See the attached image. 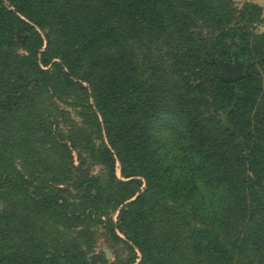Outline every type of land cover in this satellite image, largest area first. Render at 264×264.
<instances>
[{
    "label": "trees",
    "instance_id": "obj_1",
    "mask_svg": "<svg viewBox=\"0 0 264 264\" xmlns=\"http://www.w3.org/2000/svg\"><path fill=\"white\" fill-rule=\"evenodd\" d=\"M46 1L52 12L44 10ZM57 2L0 0V108L12 106L30 88L18 85L16 74L3 78L2 71L11 64L1 53L5 49L25 50L28 55L18 64L48 88L59 90L64 83L54 82L52 67L63 78L77 76L78 82H87L109 145L94 147L91 153L114 174L116 157L122 178L146 183L145 193L138 188L120 201L121 233L146 258L150 245L141 237V230L149 227L145 214L161 213L185 228L198 255L233 264L245 246L230 240L229 226L246 216L255 222L264 206L258 197L264 188V117L255 114L263 91L264 32L258 31L264 26L262 8L232 0H69L64 9ZM46 26L58 30V44L48 38L41 52L44 40L36 27ZM142 35L168 36L172 68L182 85L175 94L165 95L169 85L162 68H152L142 78L136 73V51L130 45ZM231 46L239 48L249 73L227 83L214 60L227 61ZM107 48L115 55H99ZM92 128L101 134L100 125ZM3 175L0 186L27 184ZM232 212L240 215L232 217ZM16 224V229L0 231V244L6 247L0 264H46L59 257L68 264H87L81 256L68 250L63 255L35 238L24 239L30 244L28 253L11 248V234L29 235L25 222ZM257 231L256 240L264 243L262 229Z\"/></svg>",
    "mask_w": 264,
    "mask_h": 264
},
{
    "label": "rangeland",
    "instance_id": "obj_2",
    "mask_svg": "<svg viewBox=\"0 0 264 264\" xmlns=\"http://www.w3.org/2000/svg\"><path fill=\"white\" fill-rule=\"evenodd\" d=\"M57 4L64 9L69 0H58ZM43 5L45 11L52 12L49 6H45L47 1ZM36 30L44 40L41 52L46 51L48 38L54 45L58 44L57 29L46 26L36 27ZM258 31L264 32V26H260ZM150 36L142 35L130 45L136 51V73L142 78L144 74H150L152 68H162L163 72H158L169 85L165 95L175 94L182 85L172 68L168 36ZM209 37L211 40L212 36ZM26 38L22 39L21 45ZM174 42L180 45V41L174 39ZM236 52L239 53V48L231 46L227 61L214 60L221 70L222 79L224 70L221 63H234ZM1 53L7 54L11 61L6 71H2L3 78L9 79L16 74L18 85L25 86V90L30 87L27 95L18 96L20 100L14 101L12 106L0 108V175L8 174L19 181H27L25 186L13 183L12 186L11 183L0 186V231L16 229L18 220L28 227V236L19 238L11 234L8 244L11 248L19 246L21 253H28L30 244H25L24 239L30 237L48 249H59L63 255V251L68 250L81 256L87 264H217L194 251L181 224L167 219L164 214L153 216L151 212L145 214L149 227L141 230L142 239L150 245L147 257L143 258L140 250L118 229V216L122 208L120 201L138 188L145 193L146 183L142 178H122L116 157L114 174L91 153L94 147L109 145L90 85L78 82L77 76L63 78L60 69L50 67L54 82L64 83L59 85V90L48 88L36 83L32 74L23 69L25 66L18 64L22 57L28 55L25 50L5 49ZM101 53L112 57L115 50L107 48L99 55ZM185 59L189 64L194 62L188 52ZM241 60L247 75V65ZM258 98L255 114L261 118L264 117V75L263 91ZM168 101L171 103L170 96ZM98 125L101 126V134L92 128ZM258 137L261 139V132ZM169 139V136L165 137V140ZM125 181L137 183L125 187L119 184ZM258 197L264 199V188ZM254 206L252 204V209ZM260 207L262 212L253 219L255 222L246 216L234 220L229 226L230 240L238 239L239 245L245 246L243 252L238 251L235 255L233 264H264V243L256 240L258 229H262L261 236L264 237V206ZM165 210L170 212L172 209ZM236 215L240 214L232 212V217ZM4 251L6 247L0 244V254ZM46 264L68 263L59 257Z\"/></svg>",
    "mask_w": 264,
    "mask_h": 264
},
{
    "label": "water",
    "instance_id": "obj_3",
    "mask_svg": "<svg viewBox=\"0 0 264 264\" xmlns=\"http://www.w3.org/2000/svg\"><path fill=\"white\" fill-rule=\"evenodd\" d=\"M224 70L223 81L227 83H234L246 77L244 62L240 59L239 53L234 54V63H221Z\"/></svg>",
    "mask_w": 264,
    "mask_h": 264
},
{
    "label": "crops",
    "instance_id": "obj_4",
    "mask_svg": "<svg viewBox=\"0 0 264 264\" xmlns=\"http://www.w3.org/2000/svg\"><path fill=\"white\" fill-rule=\"evenodd\" d=\"M234 1L235 3L239 4V5H242L244 3H254V4H257L259 5L262 10H263V15H264V0H232Z\"/></svg>",
    "mask_w": 264,
    "mask_h": 264
}]
</instances>
